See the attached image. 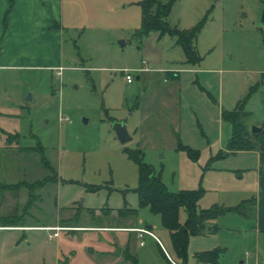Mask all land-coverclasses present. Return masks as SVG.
Wrapping results in <instances>:
<instances>
[{"label":"rangeland","instance_id":"rangeland-1","mask_svg":"<svg viewBox=\"0 0 264 264\" xmlns=\"http://www.w3.org/2000/svg\"><path fill=\"white\" fill-rule=\"evenodd\" d=\"M142 1L76 0L93 13L66 26L60 74L0 68V91L11 98L5 107L20 133L19 140L11 136V150L0 141V181H44L26 226L0 227V264H197L195 255L207 250L220 251L217 264H264L256 200L247 201L259 196L257 150L231 152L233 125L223 117L242 107L249 131L264 129V0H175L166 18L172 27L202 25L197 65L185 63L175 36L141 34ZM144 59L150 71H133L127 82L124 70ZM176 95L181 127L171 136L166 103L176 104ZM150 114L144 126L151 136L143 139L142 120ZM115 120L127 124L132 140L120 141ZM138 148L171 192L203 189L201 208L247 203L190 234L181 260L160 214L139 206V165L126 151ZM19 190L18 199V191L1 192L0 216L12 214L16 202L21 214L29 189ZM126 206L137 213L119 215ZM186 219L181 208L180 222ZM53 226L61 230L50 238ZM148 226L156 237L146 235L141 245L135 228Z\"/></svg>","mask_w":264,"mask_h":264},{"label":"trees","instance_id":"trees-1","mask_svg":"<svg viewBox=\"0 0 264 264\" xmlns=\"http://www.w3.org/2000/svg\"><path fill=\"white\" fill-rule=\"evenodd\" d=\"M175 0L163 3L159 0H143L142 6V31L141 34H148L152 30L160 32V38L165 34L176 37L185 54L186 62L190 64H199L202 60L195 42L201 30V23L188 28L180 29L172 27L166 18L170 15ZM248 113L240 107L231 112H226L223 117L229 120L233 125V133L229 140L228 148L231 152L240 150L259 149L264 150V129L261 131H249L244 116ZM42 151V150H41ZM130 158L134 159L139 165V186L136 192L139 197V206L141 208L149 207L151 212L160 214L162 224L170 230L172 245L176 255L185 260L187 255V244L190 234H201L206 230V221L217 218L218 216L230 212L239 211L245 206L244 202L236 207H224L219 204H213L210 208H201L200 199L205 191L201 190H181L180 192H171L160 174H156L149 164L143 162L140 156L143 154L141 149L128 150ZM44 164L51 168L49 161L45 156L42 158ZM50 181V180H49ZM53 181V180H52ZM44 181L36 183H27L21 181L14 184L0 182V196L4 191H18L22 186L29 189L28 201L23 207L21 214L19 210L13 208L12 214L0 216V226H26L25 216H27L35 201L41 199V195L36 190L42 188ZM18 196V194L16 193ZM249 202V201H248ZM184 208L187 212V219L184 223L180 222V209ZM109 210H111L109 208ZM137 208L125 207L118 211L119 215H128L137 213ZM219 250H207L195 255L198 264H217Z\"/></svg>","mask_w":264,"mask_h":264},{"label":"crops","instance_id":"crops-1","mask_svg":"<svg viewBox=\"0 0 264 264\" xmlns=\"http://www.w3.org/2000/svg\"><path fill=\"white\" fill-rule=\"evenodd\" d=\"M76 3V0H0V68L18 69L24 67H46L49 70L56 69L57 74H60L58 72H61L65 61L66 39L64 30L66 26H70L69 21L74 16L92 15L93 13L90 5L88 7L86 5L80 7V5ZM143 61H145V59ZM185 63H187L186 57ZM146 64L147 61H145V63L142 62V65L137 69L144 67L148 69L139 70L137 72L141 74L149 72L150 68L146 66ZM154 69L158 72L169 71L162 67ZM172 71L173 70L169 72ZM179 75L180 73H178L177 77H179ZM141 77V75L138 76V78ZM171 98L174 99V96ZM10 101L11 98L7 91H0V141L3 147L11 150L17 147L16 144L12 143L11 136L19 140L20 133L15 128L16 124L11 122L14 121L13 113L5 107V104ZM180 101V96L178 95L176 104L173 101L166 103L169 107V118L165 119L169 120L167 123L170 124L171 136H174V133L178 132L181 127L182 110L178 105ZM151 116L150 114V116L145 115V117H143V127L139 135L143 139L146 136H151L150 132L147 130L149 128L144 126V123H146ZM162 121L161 118H157L156 120V122H159L156 124L159 129L161 128ZM252 150H257L256 163L259 169L258 186L260 190L257 199H248L247 201L256 200V228L259 234H264V150ZM20 191L21 190H18V196L15 194L16 199L20 198L21 193H24V191ZM13 208L19 210V202H16ZM148 228H150V226H148ZM260 263V261L256 262V264Z\"/></svg>","mask_w":264,"mask_h":264},{"label":"built area","instance_id":"built-area-1","mask_svg":"<svg viewBox=\"0 0 264 264\" xmlns=\"http://www.w3.org/2000/svg\"><path fill=\"white\" fill-rule=\"evenodd\" d=\"M143 63H145V61H143ZM146 69L148 68L144 67V68L134 69V70H124L126 80L128 82H132L134 78L132 74L133 71L146 70ZM58 73H61V72L59 71ZM47 229L54 230V232L50 234V238L57 237L59 235V230H61V228L57 226L49 227ZM135 232L137 233L138 238H141V241H140L141 245L145 244V241L143 240V238H145L146 235L156 237L153 231L148 227L135 228Z\"/></svg>","mask_w":264,"mask_h":264},{"label":"water","instance_id":"water-1","mask_svg":"<svg viewBox=\"0 0 264 264\" xmlns=\"http://www.w3.org/2000/svg\"><path fill=\"white\" fill-rule=\"evenodd\" d=\"M262 21L264 22V8H263V12H262ZM32 98H33L32 95L29 94V96L27 97V100H32ZM85 121H87V119H85ZM113 128L116 131L117 136L122 143H127L128 141H130L132 139V136L130 135L128 128H127V125L124 121L115 120L113 122ZM261 130H262L261 127L254 126L252 128L253 132H258ZM120 250L121 249L119 248L118 251L120 252Z\"/></svg>","mask_w":264,"mask_h":264}]
</instances>
